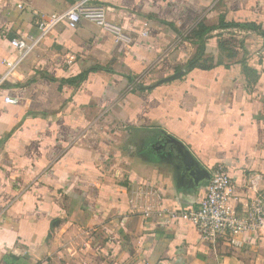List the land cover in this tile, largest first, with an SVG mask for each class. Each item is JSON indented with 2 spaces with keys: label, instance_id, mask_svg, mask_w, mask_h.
<instances>
[{
  "label": "crops",
  "instance_id": "obj_1",
  "mask_svg": "<svg viewBox=\"0 0 264 264\" xmlns=\"http://www.w3.org/2000/svg\"><path fill=\"white\" fill-rule=\"evenodd\" d=\"M76 1L1 0L0 74L35 9ZM90 3L115 30L60 23L0 90V264H264V231L213 243L134 207L140 188L166 209L206 197L169 137L228 171L240 213L264 188V0Z\"/></svg>",
  "mask_w": 264,
  "mask_h": 264
},
{
  "label": "built area",
  "instance_id": "obj_2",
  "mask_svg": "<svg viewBox=\"0 0 264 264\" xmlns=\"http://www.w3.org/2000/svg\"><path fill=\"white\" fill-rule=\"evenodd\" d=\"M1 1V0H0ZM91 0H78L62 12L45 13L34 10L36 16L37 34L17 36L12 38V45L20 51L18 57L7 59L6 70L0 74V90L21 65L24 58L31 53L60 23L66 21L75 28L83 20L95 21L99 25L115 30L107 22V10L103 6L93 5ZM21 6V5H20ZM129 48L133 39L117 32ZM7 103H15L16 99L4 96ZM232 179L224 167H216L211 171L206 197L200 206L191 209H166L157 197L147 188H140L135 200V209L145 217L156 213L167 221L176 219L189 220L198 229L203 238L217 243L226 240L231 244L238 242L244 233L264 231V188L251 186L254 194L247 209L240 213L233 203L231 195Z\"/></svg>",
  "mask_w": 264,
  "mask_h": 264
},
{
  "label": "water",
  "instance_id": "obj_3",
  "mask_svg": "<svg viewBox=\"0 0 264 264\" xmlns=\"http://www.w3.org/2000/svg\"><path fill=\"white\" fill-rule=\"evenodd\" d=\"M183 74L184 71L180 70L169 77L159 80L155 85L172 81ZM146 88H149V86ZM167 140L171 143L176 144L175 149L181 155L185 169L189 172L190 175L194 177L195 181L199 182L205 179L210 180L211 173L195 159L194 155L186 148V146L182 142L172 137H169Z\"/></svg>",
  "mask_w": 264,
  "mask_h": 264
},
{
  "label": "trees",
  "instance_id": "obj_4",
  "mask_svg": "<svg viewBox=\"0 0 264 264\" xmlns=\"http://www.w3.org/2000/svg\"><path fill=\"white\" fill-rule=\"evenodd\" d=\"M222 25V27H227V26H229L228 25V23H225V22H223L222 21V23H221ZM212 28L211 27H207L206 25H203V24H201L200 26H199V29H198V33H200V32H202V33H206V32H209L210 30H211ZM198 33H196L197 35H198ZM191 64V63H190Z\"/></svg>",
  "mask_w": 264,
  "mask_h": 264
}]
</instances>
